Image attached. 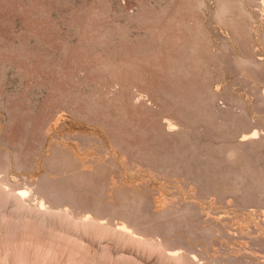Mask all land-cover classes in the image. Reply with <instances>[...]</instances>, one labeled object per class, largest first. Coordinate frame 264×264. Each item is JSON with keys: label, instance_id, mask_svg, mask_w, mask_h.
Returning a JSON list of instances; mask_svg holds the SVG:
<instances>
[{"label": "rangeland", "instance_id": "obj_1", "mask_svg": "<svg viewBox=\"0 0 264 264\" xmlns=\"http://www.w3.org/2000/svg\"><path fill=\"white\" fill-rule=\"evenodd\" d=\"M263 186L264 0H0V264H264Z\"/></svg>", "mask_w": 264, "mask_h": 264}, {"label": "bare ground", "instance_id": "obj_2", "mask_svg": "<svg viewBox=\"0 0 264 264\" xmlns=\"http://www.w3.org/2000/svg\"><path fill=\"white\" fill-rule=\"evenodd\" d=\"M219 9H222V8H219ZM218 11H219V10H218ZM219 14H220V13H219ZM222 14H223V13H222ZM236 58H237V57H236ZM242 58H243V57H242ZM238 59H239V58H238ZM242 60H243V59H242ZM242 60H241V61H242ZM246 60H248V59H245V62H246ZM249 61H250V60H249ZM238 62H239V61H238ZM247 62H248V61H247ZM248 63H249V62H248ZM254 63H255V62H254ZM254 63H252V64H254ZM242 64H246V63H244V61H243ZM242 64H241V62H240V65H241V66H243ZM254 65H255V64H254ZM235 66H236V65H235ZM238 66H239V63H238ZM243 67H244V66H243ZM249 70H250V69H249ZM253 70H254V69H253ZM240 71H241V70H240ZM247 134H248V133H247ZM248 141H249V140H248ZM250 141H251V140H250ZM254 142H255V141H254ZM254 142H253V143H254ZM247 143H248V142H247ZM256 144H257V143H256ZM247 145H248V144H247ZM245 146H246V145H245ZM250 146H251V145H250ZM230 149H231V148H230ZM189 150H191V149H189ZM259 150H260V149H259ZM233 151H234V150H233ZM257 151H258V150H257ZM229 153H230V155L228 156V158H229V157L232 158V157H233V155H232L233 153H232V152H229ZM229 153H228V154H229ZM231 153H232V154H231ZM244 153H245V152H244ZM239 156H240V155H239ZM226 157H227V156H226ZM243 157H244V156H243ZM239 158H240V157H239ZM75 161H76V160H75ZM238 161H239V160H238ZM235 162H236V161H235ZM239 162H240V161H239ZM242 162H243V161H242ZM250 164H251V163H250ZM257 171H258V170H257ZM71 172H72V171H71ZM85 172H86V171H85ZM79 173H80V172H79ZM228 174H229V173H228ZM228 176H229V175H228ZM258 178H259V177H258ZM258 178H257V179H258ZM222 181H223V180H222ZM234 182H235V179H234ZM256 182H257V181H256ZM258 182H259V181H258ZM261 182H262V180L260 181V183H261ZM226 183H227V181H226ZM47 184H48V183H47ZM64 185H65V184H64ZM257 185H258V184H257ZM263 187H264V186H263ZM234 188H236V187L234 186ZM260 188H261V187H260ZM260 188H259V189H260ZM227 189H228V188H227ZM256 189H257V187H256ZM216 191H217V190H216ZM262 191H264V190H262ZM214 192H215V191H214ZM259 193H260V192H259ZM31 194H32V193H31ZM257 194H258V193H257ZM260 194H261V193H260ZM260 194H259V195H260ZM262 194H263V193H262ZM263 197H264V196H263ZM238 200H240V199H238ZM225 203H226V202H225ZM261 203H262V202H261ZM182 209H183V208H182ZM259 209H260V208H259ZM166 212H167V211H166ZM170 212H171V211H170ZM197 212H198V211H197ZM118 213H119V212H118ZM170 214H171V213H170ZM93 218H94V217H93ZM212 227H213V226H212ZM166 232H167V231H166ZM212 232H213V231H212ZM208 240H209V239H208ZM239 261H240V260H239ZM239 263H240V262H239Z\"/></svg>", "mask_w": 264, "mask_h": 264}]
</instances>
